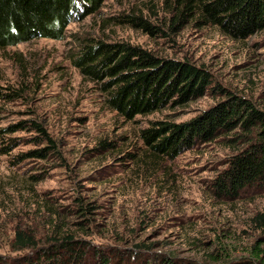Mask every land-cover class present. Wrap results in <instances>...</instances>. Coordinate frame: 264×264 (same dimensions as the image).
I'll return each instance as SVG.
<instances>
[{"label":"rangeland","instance_id":"rangeland-1","mask_svg":"<svg viewBox=\"0 0 264 264\" xmlns=\"http://www.w3.org/2000/svg\"><path fill=\"white\" fill-rule=\"evenodd\" d=\"M171 2L105 0L92 14L71 20L60 40L0 48V91L12 94L0 96V256L22 261L56 231L86 242L89 255L126 264L167 257L180 264H244L254 259V245L264 247L250 222L264 207V189L227 200L211 187L235 153L237 144L227 140L233 134L174 159L152 155L140 136L153 121L195 117L220 94L208 90L185 105L127 118L75 64L84 44L129 43L202 65L211 85L264 110V30L233 40L194 20L170 27ZM122 15L139 16L155 31L118 21ZM20 121L26 127L8 129ZM33 122L52 140L45 158L26 155L50 145ZM17 230L34 235L36 247L15 250Z\"/></svg>","mask_w":264,"mask_h":264},{"label":"trees","instance_id":"trees-1","mask_svg":"<svg viewBox=\"0 0 264 264\" xmlns=\"http://www.w3.org/2000/svg\"><path fill=\"white\" fill-rule=\"evenodd\" d=\"M105 0H0V48L38 38L60 40L68 23L95 12ZM173 15L170 27L194 20L217 27L233 40H244L264 30V0H171ZM120 22L155 31L144 19L122 15ZM75 64L87 77L100 83L109 107L127 118L146 115L160 109L175 108L203 97L208 90L221 99L195 117L180 123L153 121L140 131L144 144L155 157L174 159L195 145L231 135L237 144L235 153L211 181L215 194L223 199H237L244 192L264 189V110L249 99L217 85L202 65L188 60L158 56L142 47L123 42L96 40L84 44ZM0 96H12L1 93ZM26 121L10 126L26 127ZM35 128L50 145L30 150L26 155L45 158L53 148L43 128ZM38 138V137H36ZM100 145L105 141H100ZM34 177V176H32ZM260 232L257 242L264 246V207L250 218ZM47 245L38 247L22 261L0 256V264H126L95 252L89 255L88 244L73 239L71 233L56 231ZM15 250L34 249L35 237L15 232ZM254 259L244 264H264V247L253 246ZM133 260V259H132ZM138 264H156L140 261ZM157 264H180L162 258ZM221 264H234L222 262Z\"/></svg>","mask_w":264,"mask_h":264}]
</instances>
